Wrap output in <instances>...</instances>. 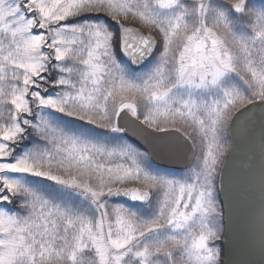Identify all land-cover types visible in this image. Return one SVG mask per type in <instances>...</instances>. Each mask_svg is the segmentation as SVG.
Returning a JSON list of instances; mask_svg holds the SVG:
<instances>
[{"label": "snow or ice", "instance_id": "obj_1", "mask_svg": "<svg viewBox=\"0 0 264 264\" xmlns=\"http://www.w3.org/2000/svg\"><path fill=\"white\" fill-rule=\"evenodd\" d=\"M256 109L264 0H0V264H264V131L260 207L224 258Z\"/></svg>", "mask_w": 264, "mask_h": 264}, {"label": "water", "instance_id": "obj_2", "mask_svg": "<svg viewBox=\"0 0 264 264\" xmlns=\"http://www.w3.org/2000/svg\"><path fill=\"white\" fill-rule=\"evenodd\" d=\"M120 123L128 128L129 133L140 136L144 142L136 122L124 115ZM262 131H264V114L256 109L241 118L239 127L231 137L233 150L229 166L237 180V207L234 229L230 235L231 246L225 250L224 258L228 261L243 258L242 254L248 243L249 224L260 207L259 190L250 184L249 153L253 142L258 143ZM179 155L180 163L189 162L190 154L186 149H181ZM154 159L162 167L172 169L175 167L167 153L156 151Z\"/></svg>", "mask_w": 264, "mask_h": 264}, {"label": "rangeland", "instance_id": "obj_3", "mask_svg": "<svg viewBox=\"0 0 264 264\" xmlns=\"http://www.w3.org/2000/svg\"><path fill=\"white\" fill-rule=\"evenodd\" d=\"M187 2L191 3V0H187ZM161 171H169V169H165V168H160ZM90 255V254H88Z\"/></svg>", "mask_w": 264, "mask_h": 264}]
</instances>
